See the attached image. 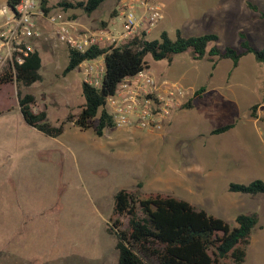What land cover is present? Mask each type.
<instances>
[{
    "label": "rangeland",
    "instance_id": "obj_1",
    "mask_svg": "<svg viewBox=\"0 0 264 264\" xmlns=\"http://www.w3.org/2000/svg\"><path fill=\"white\" fill-rule=\"evenodd\" d=\"M45 1L50 10L63 11L58 6L63 0ZM157 1L164 17L172 16L161 26L171 39L177 29L185 37L213 33L220 48L239 49L238 33L244 32L252 47L264 48V17L246 7L249 2L264 15V0ZM116 6L107 0L89 15L79 9L63 12L90 29L105 23L118 30ZM188 6L195 8L197 21L191 27L181 22ZM4 8L6 0H0V11ZM0 20L1 25V14ZM160 33L154 29L147 39ZM34 44L42 60L41 79L20 91L34 97L33 112L45 110L48 123L57 126L80 112L82 73L77 67L62 74L63 46ZM145 59L156 77L187 89L180 108L157 132L114 127L99 137L93 128L80 130L67 122L62 135L52 138L24 122L15 83L1 85L0 264H117L116 240L105 228L120 189L139 198L161 194L186 201L230 229L238 214H255L245 264H264V196L227 191L230 182L264 181V64L252 54L236 68L217 60L214 70L205 59L192 60L189 52L175 55L171 63L150 55ZM200 88L205 91L194 97ZM190 99L192 107L186 108ZM253 105L255 119L249 116ZM227 124L234 126L226 135L210 134ZM125 222L122 218L124 227Z\"/></svg>",
    "mask_w": 264,
    "mask_h": 264
},
{
    "label": "trees",
    "instance_id": "obj_2",
    "mask_svg": "<svg viewBox=\"0 0 264 264\" xmlns=\"http://www.w3.org/2000/svg\"><path fill=\"white\" fill-rule=\"evenodd\" d=\"M20 1L6 0V6L13 9ZM105 1L107 0H63L58 6L64 12L79 9L89 15ZM45 2L41 1V7L48 12L50 8L45 6ZM246 7L264 17L255 5L247 2ZM101 26L106 27V24L101 23ZM238 36L239 49L220 48L217 45L218 36L213 33L185 37L177 29L174 39L163 31L158 39L134 38L115 49L93 47L84 53L69 51L62 72L64 76L74 71L82 62L98 57L103 58L105 72L98 88L82 82L84 103L79 114L68 115L66 121L57 126L48 123L45 110L33 112L31 107L35 102L34 97L30 94L22 95L20 91L22 87H29L41 79V57L37 50L22 65L16 66L14 73L10 69L3 72L0 75V87L6 83H15L17 105L24 122L46 136L56 138L62 135L65 124L72 122L80 130L93 128L95 134L101 137L105 130L114 128L105 108L106 98L113 95L123 79L149 69L145 59L147 55L154 61L166 60L171 63L175 55L189 52L194 61L205 59L210 62L212 70L215 69L217 60H229L232 68H236L240 59L248 54H252L256 62L264 64V48L252 47L244 32H239ZM204 91V88H200L195 91L194 97H200ZM191 102L190 99L184 106L191 108ZM255 110L256 105H253L249 115L252 119L256 118ZM233 126L234 124H227L217 127L210 134H223ZM227 191L264 196V181L254 179L246 184L230 182ZM122 218L126 219L125 227L121 223ZM235 224L230 229L222 219L207 215L188 202L169 195L150 194L139 198L132 191L120 189L113 196L105 232L116 240L117 264H245L257 216L238 214Z\"/></svg>",
    "mask_w": 264,
    "mask_h": 264
},
{
    "label": "built area",
    "instance_id": "obj_3",
    "mask_svg": "<svg viewBox=\"0 0 264 264\" xmlns=\"http://www.w3.org/2000/svg\"><path fill=\"white\" fill-rule=\"evenodd\" d=\"M41 1L21 0L12 11L8 7L0 11L4 18L0 25V75L8 69L14 73L15 67L34 52L35 41L59 44L67 54L84 53L93 47L115 49L134 38H147L164 20L163 5L157 0H120L114 9V17L121 21L118 30L107 26L90 29L62 10L45 12ZM98 58L78 66L82 82L95 88L101 85L105 72ZM186 94L180 82L158 78L147 69L123 79L106 98L105 108L116 128L157 132L180 108Z\"/></svg>",
    "mask_w": 264,
    "mask_h": 264
},
{
    "label": "crops",
    "instance_id": "obj_4",
    "mask_svg": "<svg viewBox=\"0 0 264 264\" xmlns=\"http://www.w3.org/2000/svg\"><path fill=\"white\" fill-rule=\"evenodd\" d=\"M116 2V1H115ZM181 14H182V23L184 24V25H189L190 27H191V25H194V23L195 22H197L196 21V18H195V8L194 7H190V6H188V8H186L185 9V11H182L181 12ZM168 17H172V16H168V14L167 13H165V17H164V20L155 28V29H158V28H160L161 29V32H163L164 31V29L161 27L162 26V24H163V22H165L167 19H168ZM78 17H76L75 19L78 21V19H77ZM175 18V17H174ZM1 21V20H0ZM175 27V26H174ZM178 26H176V28H177ZM175 28V29H176ZM41 62H42V60H41ZM161 79H166V78H161ZM81 82H82V80H81ZM177 82H179V81H177ZM227 133H225V134H223V135H226ZM222 134H220V135H218V136H221ZM232 135H238V133H236V134H232ZM222 137H225V136H222Z\"/></svg>",
    "mask_w": 264,
    "mask_h": 264
},
{
    "label": "water",
    "instance_id": "obj_5",
    "mask_svg": "<svg viewBox=\"0 0 264 264\" xmlns=\"http://www.w3.org/2000/svg\"><path fill=\"white\" fill-rule=\"evenodd\" d=\"M10 11H12V9L8 8Z\"/></svg>",
    "mask_w": 264,
    "mask_h": 264
}]
</instances>
